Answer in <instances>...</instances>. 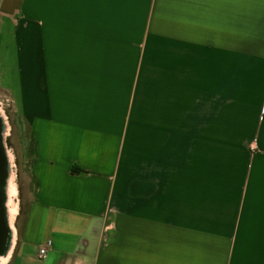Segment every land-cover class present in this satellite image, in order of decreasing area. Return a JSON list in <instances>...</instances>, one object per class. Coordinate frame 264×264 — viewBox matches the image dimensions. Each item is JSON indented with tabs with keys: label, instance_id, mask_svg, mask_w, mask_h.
<instances>
[{
	"label": "crops",
	"instance_id": "obj_1",
	"mask_svg": "<svg viewBox=\"0 0 264 264\" xmlns=\"http://www.w3.org/2000/svg\"><path fill=\"white\" fill-rule=\"evenodd\" d=\"M0 99L4 264H264V0H0Z\"/></svg>",
	"mask_w": 264,
	"mask_h": 264
},
{
	"label": "rangeland",
	"instance_id": "obj_2",
	"mask_svg": "<svg viewBox=\"0 0 264 264\" xmlns=\"http://www.w3.org/2000/svg\"><path fill=\"white\" fill-rule=\"evenodd\" d=\"M7 129L8 134L6 135ZM27 144L26 124L20 116L12 112L5 100L0 99V225L4 229L1 243L4 250L12 232L9 213L11 186H14L17 192L13 200L18 206V214L13 227L17 219H21L24 215L32 200L30 182L23 168Z\"/></svg>",
	"mask_w": 264,
	"mask_h": 264
},
{
	"label": "bare ground",
	"instance_id": "obj_3",
	"mask_svg": "<svg viewBox=\"0 0 264 264\" xmlns=\"http://www.w3.org/2000/svg\"><path fill=\"white\" fill-rule=\"evenodd\" d=\"M7 134H8V129L6 131V135ZM2 144H3V142H2ZM10 193H11V198L9 201V213H10V222H11V225L13 228V223L16 219L17 214H18V206L15 203V201L13 200V197L15 198V195L17 194L14 186H11ZM6 260H7V257L0 258V264H4L6 262Z\"/></svg>",
	"mask_w": 264,
	"mask_h": 264
},
{
	"label": "built area",
	"instance_id": "obj_4",
	"mask_svg": "<svg viewBox=\"0 0 264 264\" xmlns=\"http://www.w3.org/2000/svg\"><path fill=\"white\" fill-rule=\"evenodd\" d=\"M47 253H48V249H47V246H46V247H44V248H42L40 250V253H39L40 258H46Z\"/></svg>",
	"mask_w": 264,
	"mask_h": 264
},
{
	"label": "water",
	"instance_id": "obj_5",
	"mask_svg": "<svg viewBox=\"0 0 264 264\" xmlns=\"http://www.w3.org/2000/svg\"><path fill=\"white\" fill-rule=\"evenodd\" d=\"M3 227L0 225V254L4 251V247L1 245L2 243V235H3Z\"/></svg>",
	"mask_w": 264,
	"mask_h": 264
},
{
	"label": "trees",
	"instance_id": "obj_6",
	"mask_svg": "<svg viewBox=\"0 0 264 264\" xmlns=\"http://www.w3.org/2000/svg\"><path fill=\"white\" fill-rule=\"evenodd\" d=\"M74 172L75 173H80V172H82V170L81 169H75Z\"/></svg>",
	"mask_w": 264,
	"mask_h": 264
}]
</instances>
